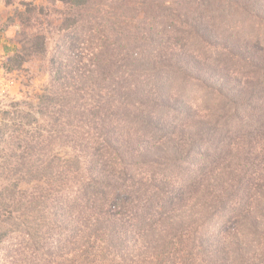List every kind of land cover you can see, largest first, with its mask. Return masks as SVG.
Listing matches in <instances>:
<instances>
[{"label":"trees","instance_id":"16d2710c","mask_svg":"<svg viewBox=\"0 0 264 264\" xmlns=\"http://www.w3.org/2000/svg\"><path fill=\"white\" fill-rule=\"evenodd\" d=\"M50 1L66 9L53 49L45 34L14 37L20 47L4 63L14 73L51 55L38 129L14 125L24 152L0 151L7 176L21 178L1 197L12 191L16 209L34 213L17 225L24 263L264 264V47L251 56L239 32L218 38L223 0ZM22 4L20 24L42 26L44 7ZM198 48L246 75L226 69L235 87L193 75L186 62L208 72L214 61ZM190 82L211 106L173 88ZM33 182L41 193L28 192Z\"/></svg>","mask_w":264,"mask_h":264},{"label":"rangeland","instance_id":"374dc122","mask_svg":"<svg viewBox=\"0 0 264 264\" xmlns=\"http://www.w3.org/2000/svg\"><path fill=\"white\" fill-rule=\"evenodd\" d=\"M22 1H32L36 6H43L45 11L48 13V16H43V25H36L32 28H27V26L20 24L21 19L17 18V11H23L24 7ZM7 4L6 9L3 13V24L0 26V30H7V28H12L13 37L17 41H21L22 45L25 42L31 41L35 36L45 34L49 39L48 50L51 51L55 42L60 37V32H56L55 29L60 25L62 20V15L60 13L66 11L60 4H53L50 0H4ZM230 2L234 5L232 9L230 5H226ZM223 0V4L219 5V11L216 13L214 20L219 24L218 29V38H222V35L228 40H235L240 34V45L239 48L244 51H247L251 56H257L259 54L255 53V49L252 47L257 46L256 49L264 47V0ZM225 3V4H224ZM227 6L229 8H227ZM153 14H156L154 12ZM160 15V13H158ZM156 20L157 16H152ZM13 19V20H12ZM15 23L16 27L11 26L12 23ZM3 25V26H2ZM22 25V26H21ZM22 30L23 34H20ZM16 31V32H15ZM226 32V33H224ZM239 32V34H238ZM25 34V36H24ZM85 36V34H82ZM233 40V41H234ZM245 41L249 42L246 43ZM14 44V43H13ZM15 45V44H14ZM16 49L19 47L17 45ZM191 47H196L191 45ZM238 49L237 47H234ZM204 54L213 53L214 61L209 65L210 68H207L209 71L205 72L204 68L199 70L195 64H190L186 62V66L193 73V75H201L207 81H213V84H217L218 81L223 82L224 77L229 78L233 87H235L236 82L233 78L226 76V69H231V72L235 75H246L241 67L243 65H236V62L230 64L226 59H221L217 53L213 50H208V48H198ZM47 56V55H46ZM41 58L40 56H32L30 60L25 63L20 69L16 72L18 79V86L13 92L12 96L8 99H5L0 105V129L3 128V132H0V135L3 133L2 141L0 143V151L2 155L6 157L15 156L17 153L18 156H21L24 152L25 144L23 139H17V135L14 132V125H24L23 129L28 132H33L38 129L41 121V117L37 115V107L39 105V98L44 95L45 91L49 88V65L48 59L51 55ZM205 56V55H204ZM216 60V61H215ZM204 70V71H203ZM207 71V70H206ZM212 72L210 78L208 73ZM226 81V80H224ZM195 84V82H190L187 87H181L177 83L174 84V90L186 98L188 104L193 105L201 104L204 102L203 106H211V100L207 97V91L202 85ZM236 97L238 94H235ZM29 114V115H27ZM25 116H29L26 118ZM35 118L37 121H34L29 125L27 119ZM51 144L53 140L50 141ZM17 144H21V147H17ZM51 152L49 153L48 159L50 160V167L54 165V148H49ZM67 152L65 150L62 153ZM3 157L0 158V264H25L24 260L29 252V240L24 234H21V231L17 229L18 223L23 222L25 219H33L34 213H26L25 210L20 211L16 209L15 205L16 200H11L15 196L12 191L6 193V196L1 197L3 192L10 191L11 183L21 182V178H17L19 175L10 174L7 176V170L4 169ZM12 166L19 163L18 160L14 157L11 160ZM37 166V163H36ZM36 187L30 189L28 192L38 194L41 193L42 189L39 186H42L40 183L33 182ZM11 184V185H10ZM32 184V183H31ZM33 185V184H32ZM7 189L5 190L4 188ZM28 186L25 184L22 185L23 189H26ZM43 187V186H42ZM3 200L7 202L2 203ZM2 203V204H1ZM47 212L49 215V221L52 222L54 219V204L51 201L48 202ZM24 213V214H23Z\"/></svg>","mask_w":264,"mask_h":264},{"label":"built area","instance_id":"2783aa9c","mask_svg":"<svg viewBox=\"0 0 264 264\" xmlns=\"http://www.w3.org/2000/svg\"><path fill=\"white\" fill-rule=\"evenodd\" d=\"M6 55L0 54V105L12 96L18 86L17 73H9L5 70Z\"/></svg>","mask_w":264,"mask_h":264},{"label":"crops","instance_id":"0c3cea01","mask_svg":"<svg viewBox=\"0 0 264 264\" xmlns=\"http://www.w3.org/2000/svg\"><path fill=\"white\" fill-rule=\"evenodd\" d=\"M6 3L4 0H0V26L4 22V10L6 9ZM3 26V25H2ZM12 28L7 30H0V54L9 56L16 51V46L13 44Z\"/></svg>","mask_w":264,"mask_h":264}]
</instances>
